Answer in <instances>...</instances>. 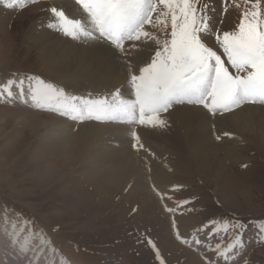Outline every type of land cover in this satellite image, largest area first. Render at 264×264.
Returning a JSON list of instances; mask_svg holds the SVG:
<instances>
[{"label": "rangeland", "instance_id": "374dc122", "mask_svg": "<svg viewBox=\"0 0 264 264\" xmlns=\"http://www.w3.org/2000/svg\"><path fill=\"white\" fill-rule=\"evenodd\" d=\"M210 3L214 8L209 13L210 31L202 39L222 55L227 65L215 33L235 30L241 11L231 4L225 11L223 0H210ZM50 5L51 0H46L42 6L34 5L22 11L16 9L19 5L9 8L6 0H0V83L23 79L24 83L34 85L36 77L41 75L46 83L62 88L68 96L90 97L93 90L86 82L69 81L44 69L39 48L46 41H39V34L28 33L40 13ZM149 27L150 31H156ZM52 31L64 37L58 30ZM46 35L49 34H42ZM98 41L112 47L105 39ZM147 45L145 60L150 62L155 48L151 42ZM227 66L230 71H235ZM30 75L33 78H29ZM24 101L33 103L29 99ZM18 103L4 97L0 99V264H24V260L34 257L35 253L30 250L24 260L18 261L11 244V235L15 231L13 224L19 228L24 221L32 222L27 227L34 233L43 229L42 238L50 241L49 244H41L40 238L32 241V248L39 254L38 264H161L162 261L163 264H207L208 260L214 264H245V261L247 264H264V236L257 230L264 225V126L259 134L257 130L248 131L249 142L238 144L242 150L239 160L244 159L242 163L224 156L214 172L206 173H196L188 163L180 164V169L172 172L175 182L180 184L177 191L169 193L163 192L159 184L152 181L154 171L143 159L148 164H145L147 189H134L132 181L128 183L125 178L110 183L96 174H88L86 165L77 167L84 151L80 130L83 124L95 119L70 120L67 127H60L61 132L50 133L43 127L44 123L50 127L69 116L62 115L53 106L45 110ZM246 106L264 107V103H244L221 115ZM124 124L135 131L134 122L125 121ZM143 126L152 128L137 125L139 130ZM136 133L142 148H138L137 143L132 144V135L128 137L133 146L131 151L138 159L142 158L140 149L152 151L154 147L142 141L139 131ZM217 133L219 136L215 137L221 138L217 139L221 144H226V139H233L230 135ZM56 134L65 135L66 139L57 140L53 137ZM71 135L75 136L70 138ZM160 135L164 140L165 136ZM165 141L170 143L169 137ZM133 173L137 175L138 170ZM172 210L181 225L177 228L184 233L188 234L196 227H205L212 233L207 241L199 239V245L206 244L207 248L198 250L177 238L172 225L175 219L169 214ZM210 221L246 225L244 247L239 250L238 258L226 262L212 250L217 243L226 247L235 233L230 229L213 234ZM200 231L205 232L196 229L188 234L187 240L196 243L197 240L191 237ZM149 239L155 248L147 243ZM37 246L42 247L43 252Z\"/></svg>", "mask_w": 264, "mask_h": 264}, {"label": "snow or ice", "instance_id": "6c2138e0", "mask_svg": "<svg viewBox=\"0 0 264 264\" xmlns=\"http://www.w3.org/2000/svg\"><path fill=\"white\" fill-rule=\"evenodd\" d=\"M27 2L6 0V6H23ZM223 2L225 11L229 4L241 11L235 30L215 33L223 56L227 58V65L234 72L230 71L222 55L202 39L210 31L209 13L214 11L210 0H75L82 10V18H71L63 9L51 7L53 22L49 23V28L74 40L102 38L119 51L121 57L127 60L129 82L135 89V99L121 98L119 89L111 94V98L68 96L62 88L37 79L31 86L35 106H55L62 115L78 121L119 120L165 128L168 122L163 114L177 103L203 105L213 115L238 108L244 103H264V0ZM146 26L156 31H150ZM149 42L155 48L150 62L139 67L138 73L132 71L129 57L138 54L141 46ZM14 88L22 91L24 80L9 79L0 84V96L11 97ZM132 135L136 146L142 148L137 133ZM31 223L24 221L19 228L13 224L15 231L11 235L18 261L24 260L30 250L35 253L34 257L24 260V264H38L39 254L32 248L34 239L40 238L41 244L50 243L42 238L43 229L34 233L27 227ZM209 223L213 226V234L230 229L235 233L226 247L220 243L215 245L212 250L216 255L226 262L238 258L241 255L239 250L244 247L246 225L231 221ZM173 226H176L175 222ZM257 230L264 236V225ZM25 232L27 234L22 236ZM147 243L155 248L150 239ZM43 250L39 247L40 252ZM207 264L214 262L208 260Z\"/></svg>", "mask_w": 264, "mask_h": 264}, {"label": "bare ground", "instance_id": "6f19581e", "mask_svg": "<svg viewBox=\"0 0 264 264\" xmlns=\"http://www.w3.org/2000/svg\"><path fill=\"white\" fill-rule=\"evenodd\" d=\"M58 3L61 5L60 9H63L66 15L71 18L82 16V10L75 4V0L55 1L53 4L56 6ZM51 22H53V17L49 13L36 20L28 31L31 35L38 36L39 34V41H46L40 45L39 52L44 69L48 73L69 81L86 82L93 90L92 94L90 93L91 96L87 98L103 96L111 98V94L119 89L121 98L129 101L135 99V89L129 82L127 60L121 57L113 45L110 47L104 42H97V39L74 40L62 34L66 37L64 38L50 30L53 29L48 27ZM45 33L49 35L42 36ZM147 48L148 45L144 44L138 54L129 57L132 60V71L138 73V68L147 63L145 60L147 54L144 50ZM31 86L33 85L24 84L22 91L14 88L12 97L18 101L32 99ZM163 117L168 122V126L165 128L144 126L142 130H139L138 127L134 128L135 133L139 131L142 134V141L145 144L149 142L154 147L152 151L144 148L137 150L142 157L138 159H135L136 155L131 151L133 146H131L128 137L132 135L133 128L129 129L125 124L124 126L108 125L104 121L86 122L80 130L84 151L77 167L86 165L84 168L88 169V174H96L110 183L125 178L128 183L132 181L134 189H147L148 171L145 170V164H147L143 161L145 160L149 165L151 164V170L154 171V176H151L152 181L159 184L163 192H174L177 191L180 183L175 182L172 172L179 168L180 164L188 163L196 173H206L214 172L218 164L223 162L224 156L233 162L242 163L244 159L239 160L242 150L241 145L238 144L249 142L248 131L250 130H257L256 132L259 134L264 126V107L246 106L228 115H213L203 109V105L185 102L174 104L167 113L163 114ZM68 123H70L69 120H63L50 127L44 123L43 127L52 133L56 130L60 131V127H67ZM218 131L220 134L232 136L233 139H226V144H221L215 137L218 135ZM111 133L112 135L109 136ZM160 134L165 136L164 140ZM64 136L56 134L53 137L57 140L58 138L64 140L66 139ZM74 136L71 135L70 138ZM166 137H169L170 143L165 141ZM132 138L134 139L132 144L137 143L133 135ZM219 139L221 140V138ZM187 159L188 162L185 161ZM147 168L149 169V167ZM136 169L138 170L137 175L133 173L137 171ZM83 171L81 173L85 174ZM210 236L206 231L203 233L200 231L197 235H192L191 238L207 241Z\"/></svg>", "mask_w": 264, "mask_h": 264}]
</instances>
